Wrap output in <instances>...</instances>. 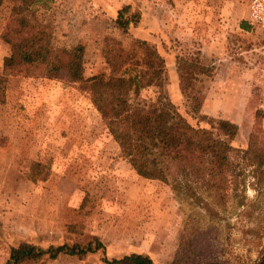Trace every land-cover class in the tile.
<instances>
[{"label":"rangeland","instance_id":"rangeland-1","mask_svg":"<svg viewBox=\"0 0 264 264\" xmlns=\"http://www.w3.org/2000/svg\"><path fill=\"white\" fill-rule=\"evenodd\" d=\"M249 3L48 0V6L26 14L51 25L55 54L85 45L86 78L109 71L103 54L106 37L137 56L139 41H150L166 61L165 92L183 115L203 127L211 125L191 115L179 86L176 56L201 51L203 39L216 37L221 52L206 60L213 74L201 113L236 123L238 133L229 142L246 150L253 133L264 144V28L250 23ZM17 4L5 0L0 5V264L22 242L47 248L98 241L105 253L44 256L28 264H108L104 255L112 260L132 253L151 257L153 264H175L183 233L199 226V256L188 263L261 264L264 179L257 165L244 153L234 154L236 171L224 207L202 191L177 195L171 186L137 174L78 83L40 70L4 72L11 53L4 35L20 13ZM126 5L139 11L141 19L123 33L115 21ZM245 19L248 32L238 28ZM155 97L153 89H143L139 100ZM36 162L45 165L46 178L34 181L30 174Z\"/></svg>","mask_w":264,"mask_h":264},{"label":"trees","instance_id":"trees-1","mask_svg":"<svg viewBox=\"0 0 264 264\" xmlns=\"http://www.w3.org/2000/svg\"><path fill=\"white\" fill-rule=\"evenodd\" d=\"M4 1L0 0V5ZM12 1L18 3L16 8L20 13L13 17L4 35L11 45V53L4 60V72L40 70L48 77H65L78 83L89 93L122 156L137 174L171 186L177 195L202 191L221 207L226 205L230 176L236 171L232 161L234 154L244 153L261 170L264 179V144L258 141L259 136L253 133L248 149H237L229 140L236 137L238 125L201 113L206 98V82L213 74V67L206 62L200 50L178 53L176 70L191 115L198 123L205 121L211 127L193 124L169 98L164 90L166 61L150 41H139L137 56V52L128 50L115 38L106 37L103 54L109 71L86 78L85 45L78 44L70 53L55 54L51 25L33 21L26 14L48 6V0ZM140 19L141 13L126 5L119 10L115 22L123 33H128L130 25L138 24ZM241 26L250 28L244 20ZM130 59L132 65H129ZM143 89H153L156 97L139 100ZM44 166L40 162L34 163L30 178L34 181L46 178ZM202 232L199 226L183 233L175 264H190L188 259L199 256L196 250L201 247L198 238ZM100 250L105 253V245L101 241L86 245L64 243L47 248L22 242L11 248L5 264H28L44 256L57 258L63 254L84 258ZM103 261L108 264H153L151 257L139 253L112 260L104 255Z\"/></svg>","mask_w":264,"mask_h":264},{"label":"crops","instance_id":"crops-1","mask_svg":"<svg viewBox=\"0 0 264 264\" xmlns=\"http://www.w3.org/2000/svg\"><path fill=\"white\" fill-rule=\"evenodd\" d=\"M245 22L248 24H250L249 22H247V19H245ZM254 27V26H253ZM239 30L248 32V29H245L241 26V23L238 26ZM185 32V31H183ZM216 38V37H215ZM215 38L211 37V39H203L201 38V40L203 41V44L201 46V52H202V56L205 58V60H212L211 58L215 57L216 55H218L221 52V43L219 40H216Z\"/></svg>","mask_w":264,"mask_h":264},{"label":"built area","instance_id":"built-area-1","mask_svg":"<svg viewBox=\"0 0 264 264\" xmlns=\"http://www.w3.org/2000/svg\"><path fill=\"white\" fill-rule=\"evenodd\" d=\"M250 23L264 28V0H250Z\"/></svg>","mask_w":264,"mask_h":264},{"label":"water","instance_id":"water-1","mask_svg":"<svg viewBox=\"0 0 264 264\" xmlns=\"http://www.w3.org/2000/svg\"><path fill=\"white\" fill-rule=\"evenodd\" d=\"M261 264H264V260L262 261V263Z\"/></svg>","mask_w":264,"mask_h":264}]
</instances>
